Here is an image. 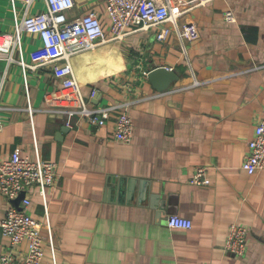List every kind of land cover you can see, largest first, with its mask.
<instances>
[{
  "label": "crops",
  "instance_id": "crops-1",
  "mask_svg": "<svg viewBox=\"0 0 264 264\" xmlns=\"http://www.w3.org/2000/svg\"><path fill=\"white\" fill-rule=\"evenodd\" d=\"M106 1L75 0L67 14L96 10L107 24ZM14 3L19 19L47 9L46 0ZM173 8L200 31L188 57L175 34L159 42L153 29L72 60L90 108L119 105L132 116L129 143L115 138L117 112L100 128L69 113L80 96L52 66H37L38 34L22 35L12 62L0 52V159L16 149L33 156L37 141L42 158L59 165L46 197L31 191L32 216L53 230L52 242L43 231L42 264H264V169L242 167L264 111V0H175ZM14 29L12 0H0V33ZM21 59L34 67L24 72ZM157 66L182 73L164 92L145 74ZM198 167L209 168L211 184L190 182ZM9 206L0 192V223ZM171 215L193 226L173 229ZM234 222L250 230L242 257L225 248ZM11 248L0 230V254ZM27 251L28 242L15 249Z\"/></svg>",
  "mask_w": 264,
  "mask_h": 264
},
{
  "label": "built area",
  "instance_id": "built-area-1",
  "mask_svg": "<svg viewBox=\"0 0 264 264\" xmlns=\"http://www.w3.org/2000/svg\"><path fill=\"white\" fill-rule=\"evenodd\" d=\"M34 0H26L29 7ZM47 9L35 14L25 13L19 19L17 7L12 0L15 16L13 32L0 33V52L7 55L10 62L14 60L16 50L22 54V35L38 34L44 45L45 55L37 66H52L54 74L62 80L63 86L75 91L80 96L78 105L69 113L86 116L96 127H103L115 112L118 113L115 123L117 141L129 143L134 135V122L126 108L109 105L90 108L81 98L80 85L74 74L73 58L111 41H123L137 30H155L159 42H167L175 34L180 42L181 51L188 57V44L200 37L196 23H181L185 12L175 11V0H107L106 17L109 23L104 24L102 16L96 10H90L75 18L68 16L75 0H46ZM226 20L236 21L232 11L226 12ZM20 63L26 72L28 67L21 59ZM146 75L148 72L145 73ZM25 81L27 76L25 74ZM3 81L0 82V89ZM127 107V105H126ZM30 112L33 113L30 106ZM0 120V130L2 129ZM243 169L253 175L264 169V111L256 126L255 135L249 141V151L242 165ZM59 165L57 162L45 160L41 156L38 142L34 144V154H24L16 149L10 156L0 159V192L10 204L0 223L2 235L10 241L11 250L0 254V264H42L46 251L44 248V228L50 242L53 241V230L49 221L43 223L35 219L29 208L32 203L31 191L39 188L46 197V188L57 183ZM208 167H198L190 182L195 185H209ZM26 196L21 202L22 209L13 205L21 191ZM48 210V201L45 198ZM168 225L173 229H189L193 226L191 219L181 215H171ZM45 226V227H44ZM249 228L234 222L229 226L225 248L231 254L242 257L248 249ZM28 242V251L17 256L15 249ZM15 252V253H14Z\"/></svg>",
  "mask_w": 264,
  "mask_h": 264
},
{
  "label": "water",
  "instance_id": "water-1",
  "mask_svg": "<svg viewBox=\"0 0 264 264\" xmlns=\"http://www.w3.org/2000/svg\"><path fill=\"white\" fill-rule=\"evenodd\" d=\"M181 74L182 73L179 69H171L167 66H157L148 72L147 77L149 82L157 91L164 92L168 90L174 82L179 80ZM25 196L26 191H21L17 198L13 200V205L21 210V202Z\"/></svg>",
  "mask_w": 264,
  "mask_h": 264
}]
</instances>
